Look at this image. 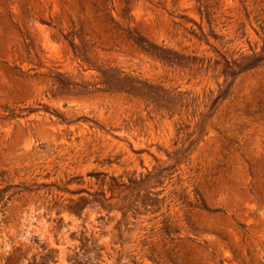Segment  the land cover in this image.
<instances>
[{
    "label": "rangeland",
    "instance_id": "374dc122",
    "mask_svg": "<svg viewBox=\"0 0 264 264\" xmlns=\"http://www.w3.org/2000/svg\"><path fill=\"white\" fill-rule=\"evenodd\" d=\"M0 264H264V0H0Z\"/></svg>",
    "mask_w": 264,
    "mask_h": 264
}]
</instances>
